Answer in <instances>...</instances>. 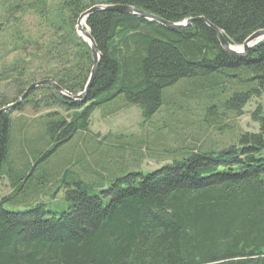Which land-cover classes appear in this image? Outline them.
<instances>
[{
	"label": "trees",
	"instance_id": "obj_1",
	"mask_svg": "<svg viewBox=\"0 0 264 264\" xmlns=\"http://www.w3.org/2000/svg\"><path fill=\"white\" fill-rule=\"evenodd\" d=\"M99 3L132 5L169 22L202 16L235 45L264 28V0H5L0 108L40 79L74 95L83 90L92 57L75 25L80 13ZM26 11L35 22L23 19ZM86 25L100 53L88 92L72 101L39 86L16 108L0 113V176L8 159L12 112L27 105L46 110L35 121L45 129L39 140L60 144L88 128L94 109L121 95L149 117L163 105L166 89L188 81L186 89L207 95L212 89L227 91L225 109L240 114L264 90V40L236 58L201 21L177 29L98 11ZM224 80L230 85H222ZM250 116L257 130L240 133L222 149L187 147L151 172L114 179L98 194L73 181L65 190L69 207L59 214L42 204L13 212L0 198V264H264L261 104Z\"/></svg>",
	"mask_w": 264,
	"mask_h": 264
},
{
	"label": "rangeland",
	"instance_id": "obj_2",
	"mask_svg": "<svg viewBox=\"0 0 264 264\" xmlns=\"http://www.w3.org/2000/svg\"><path fill=\"white\" fill-rule=\"evenodd\" d=\"M3 1L0 21L5 19ZM20 15L28 23L36 21L29 11ZM188 83L179 81L166 89L163 105L149 117L121 95L94 109L88 128L60 144L39 140L45 129L35 121L46 110L35 111L27 105L12 112L8 159L0 176L3 207L22 212L42 204L44 210L59 214L69 207L65 190L73 181L85 182L90 194H98L114 179L131 172H151L182 156L187 147L219 150L235 143L240 133L257 130L250 112L258 104L264 109V90L237 114L223 105L227 91L212 89L207 95L201 89H186ZM223 84L230 85L227 80ZM25 119L32 120L21 129Z\"/></svg>",
	"mask_w": 264,
	"mask_h": 264
},
{
	"label": "water",
	"instance_id": "obj_3",
	"mask_svg": "<svg viewBox=\"0 0 264 264\" xmlns=\"http://www.w3.org/2000/svg\"><path fill=\"white\" fill-rule=\"evenodd\" d=\"M98 11H115V12H119L123 14L136 15L138 17L147 19L149 21H155L166 27L177 28V29L190 28L194 21H201L204 24H206L216 34L217 40L221 48L226 53L236 58L246 56L250 48H252L254 45L264 40V28L253 32L243 41L242 44L235 45V44H231L230 42H228V40L225 38L222 31L202 16L190 17L180 22H169L154 14H151L144 10L135 8L132 5H125V4H118V3L116 4L115 3L113 4H103V3L94 4L90 6L89 8L85 9L82 13H80V15L78 16L76 20V25H75L76 33L78 34V36H80L90 47L91 57H92V67L90 69V72H89V75H88V78L84 85L83 90L74 95L64 90L61 86H59L57 83H55L51 79H43L39 81H34L26 87L24 92L18 97L16 101L10 104H7L6 106L1 107L0 113H4L10 109L16 108L29 95V93L32 90H34L35 88L39 86H50L54 89V91L59 93L61 96L69 100H72V101L82 100L85 97L86 93L88 92L95 78L98 65H99V61H100V53L90 34L89 28L86 25V21H87V18L90 16V14L94 12H98Z\"/></svg>",
	"mask_w": 264,
	"mask_h": 264
},
{
	"label": "bare ground",
	"instance_id": "obj_4",
	"mask_svg": "<svg viewBox=\"0 0 264 264\" xmlns=\"http://www.w3.org/2000/svg\"><path fill=\"white\" fill-rule=\"evenodd\" d=\"M6 106V105H5Z\"/></svg>",
	"mask_w": 264,
	"mask_h": 264
}]
</instances>
